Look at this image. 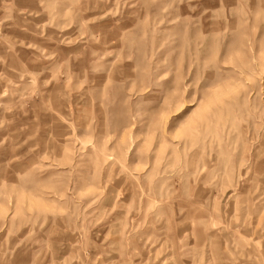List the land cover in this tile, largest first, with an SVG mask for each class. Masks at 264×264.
Segmentation results:
<instances>
[{
	"label": "rangeland",
	"instance_id": "374dc122",
	"mask_svg": "<svg viewBox=\"0 0 264 264\" xmlns=\"http://www.w3.org/2000/svg\"><path fill=\"white\" fill-rule=\"evenodd\" d=\"M0 264H264V0H0Z\"/></svg>",
	"mask_w": 264,
	"mask_h": 264
}]
</instances>
